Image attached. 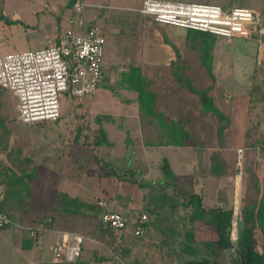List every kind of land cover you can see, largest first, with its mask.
<instances>
[{
  "label": "rangeland",
  "instance_id": "obj_1",
  "mask_svg": "<svg viewBox=\"0 0 264 264\" xmlns=\"http://www.w3.org/2000/svg\"><path fill=\"white\" fill-rule=\"evenodd\" d=\"M129 1L131 0H80V3H84V8L79 13L75 8L67 7V0H0V47L3 52L48 46L58 39L63 29L71 25L70 19L74 21L72 26L77 27L82 14L87 23L94 21L106 37L104 75L99 81L94 99L79 100L69 91H63L60 97L62 115L59 120L19 121L15 113L16 99L11 92L1 91L3 101L0 102V112L5 124L0 130L9 131V148L16 154V167L32 168L39 163L51 166L56 171L64 169L66 174L72 175L71 179L62 177L55 189H52L50 199H56L58 189L66 190L60 191L66 194L68 190L88 200L99 194L109 200V207L122 212L127 209L130 215L138 212L149 214V211L142 210L150 207L146 206L145 200L154 199L157 195L164 200V207L168 211H176L177 215L172 220L175 219L176 222L180 216H184L180 220L182 227L179 234L185 232L190 224V209L179 203L186 200L190 193L199 190L204 192L206 203L210 205V200L218 198L219 186L226 182L227 176L230 177L229 187L233 190L235 175H240L242 184L239 210L244 204L256 199L264 200V164H261L264 149L253 146L256 143L264 144V46L259 44L261 40L264 45V0H182L215 3L225 8L248 6L255 11V21L260 22L262 19L263 25L257 35L254 31L249 37L219 36L210 59L213 75L208 73V68L202 62L199 48L192 45V38H179H182L179 42L181 48L189 49L192 54L187 59H190L188 69L193 82L200 87L210 86V94L222 110L228 113L231 123L225 126L220 135V123L216 115L203 112L199 95L193 93L189 114L194 121L188 120L187 129L195 138L187 146L168 147L163 144L158 149L149 148L147 154L151 155L144 156L143 163L142 160L135 159L141 155L143 138L137 131V125L143 121L137 122L139 117L135 121H128L124 116L127 111L137 112L134 105L137 103V92L121 86V72L131 64H151L149 70L153 75V60H161V54L166 51L163 42L165 36L177 35L186 29L154 23L152 18L146 20V25V22H141L135 15L134 10L128 8L138 2ZM94 2L103 4L95 5ZM176 29H179L177 33ZM176 96L173 100L179 103ZM97 116L102 122L115 123H108L110 137L114 139L115 145H97L94 142L100 126ZM144 135L150 137L148 132ZM164 138V134L154 136L159 142ZM239 148L243 149L240 162L237 158ZM217 152L225 156L226 175L216 176L208 170L213 161V153ZM0 157L8 160L6 152L1 148ZM166 163L170 176L163 171ZM196 165L200 178H195L196 171H193L192 166ZM110 166L119 169L133 166L140 170L146 167L153 170L151 175L157 172L160 174L157 179L152 178L154 184L151 185L150 178L142 175L140 170L133 175L135 178L127 173V177L122 179L109 173ZM73 173L78 175V181H75ZM197 179L200 182H195ZM39 182L40 186L35 188L36 191L33 186V205L49 201L47 198L50 191L47 187H51L50 184H47L46 178H40ZM204 182L208 183L207 188ZM171 204L176 207L171 208ZM37 209L44 211L45 216L49 215V211L43 210V206ZM95 211H98L97 207ZM133 226L135 230V223L127 225L129 228ZM163 226L152 213L144 224L145 232L140 236L141 239L152 236L151 245L154 247L151 252L154 253L155 261L158 257L165 261L160 248L155 245L159 236H162V230L164 233L168 228ZM211 230V226L202 222L196 226L199 237H209ZM255 232L258 241L264 244L263 231L256 227ZM9 234L10 230L0 227V264H12L21 257V251L5 240L9 238ZM9 240L13 242V235ZM142 248L145 250L144 246ZM177 250H181L180 246ZM186 258V255L177 257L176 262L186 264Z\"/></svg>",
  "mask_w": 264,
  "mask_h": 264
},
{
  "label": "built area",
  "instance_id": "obj_2",
  "mask_svg": "<svg viewBox=\"0 0 264 264\" xmlns=\"http://www.w3.org/2000/svg\"><path fill=\"white\" fill-rule=\"evenodd\" d=\"M84 3L75 10L82 13ZM138 10L161 23L196 28L223 36H251L260 32V22L255 21L254 9L236 5L225 8L220 4L182 0H144ZM63 29L52 44L39 48L3 52L0 47V85L16 96V115L19 121L35 122L57 120L62 115L61 94L69 91L74 98H92L104 70V44L106 37L99 26L86 22L83 14L78 26ZM261 47L264 46L260 40ZM243 149H238V161ZM264 164V158L261 161ZM102 228L123 231L128 223L136 224L135 234L144 232L147 212L135 219L129 211L108 207V200L100 196L96 202ZM42 227L25 226L7 210H0V227L17 225L28 236L38 239L50 229V222ZM84 236L77 232H58L53 247L56 262L76 261L82 252ZM116 250L111 258L94 264H127Z\"/></svg>",
  "mask_w": 264,
  "mask_h": 264
},
{
  "label": "crops",
  "instance_id": "obj_3",
  "mask_svg": "<svg viewBox=\"0 0 264 264\" xmlns=\"http://www.w3.org/2000/svg\"><path fill=\"white\" fill-rule=\"evenodd\" d=\"M131 1L136 2V3L138 2V4H136L133 7H128V8H130L131 10H138V8L142 6V3L144 0H131ZM94 4L101 5L103 3L94 2ZM90 23L95 24L94 21H90ZM166 24L167 23H162L161 25H165V26L172 25V24H167V25ZM173 26H176V25H173ZM260 26L262 27L261 24ZM176 27H181V29L185 28L182 26H176ZM185 29L186 30H183V33L181 32V33H178L177 35L165 36L163 42H164V45L166 46V51L164 52V54H161L160 56L162 58L161 60L157 62L153 60L152 62V65L154 66L153 75L151 73V70H149V67L151 66V64H147V65L140 64V65L142 66V69L145 75L151 80L152 89L157 94L158 107L162 111L165 112L168 120L173 119V120L180 121L181 124L185 128H187L188 120H190V122L194 121V119H192L189 114V107H191V103L193 99L192 98L193 92H191L187 87L183 86L182 83L177 79V77L174 74V70L177 68V66H180L181 72L189 76L192 75V74L191 75L189 74L190 70L188 69V67L190 68V65L188 66L190 59H187L188 56L192 57L191 51L184 47L181 48L179 44V42L182 40V38L181 40L179 39L181 36H185V40H186L188 28H185ZM178 30L179 29L175 30L176 33L178 32ZM257 34L259 33L257 32ZM225 37H229V36H225ZM180 58H184V59H180ZM179 94L180 96H178ZM175 96H176V99L178 98L179 103L175 102L176 100L175 101L173 100ZM91 99H94V96ZM136 101L137 103L135 102L136 104L134 105H136L137 107V112L131 113L127 111V112H124V116L127 117V120L129 119L128 121H130V119L135 121L136 117H139L137 119V122L143 121L137 125V128H138L137 131L143 138V141L141 140L142 141L141 155L138 158H135L137 160L138 159L142 160V163H143L144 156L146 157V156L151 155V154L149 155L147 154L149 148L158 149L159 146L163 145V144H159V141L154 139V136L156 134L163 135L164 129L160 127L157 121L152 119L151 116L143 113L140 110L138 100ZM60 117L57 120H59ZM51 121H56V120H51ZM110 122H113V121H110ZM110 122H102L101 124L106 128L109 140L112 142L110 146H113L115 145L114 144L115 141L114 139L110 137V131H109L110 127L108 129V123ZM145 132H148L150 137H144ZM165 145H167L168 147L177 146L176 144H167V143ZM178 146H187V144L178 145ZM76 151L81 152L78 149H76ZM149 153H153V152L149 151ZM223 157L225 159V156ZM42 165L44 164L37 163L36 165L37 170H36L35 179L33 181V186H34V190L36 191L35 188L40 186L39 185L40 178H46L47 184H50L51 186V187H47V189L50 191L49 198H47V200L49 201H47L46 203L33 205L32 199L35 196H32L31 202H30L29 213H25L21 219L22 221L20 222L23 223L25 226H29V227H42L48 224L49 219H51L52 220L50 222L51 228L43 231L42 235L38 239L35 240V244L30 248L23 247V243L25 240L24 238L29 237L27 231H25L23 228L17 225L7 226L3 228V230L5 229L10 230V233L13 235V242L9 240V238L12 237L11 234H9L10 235L9 238H5V240L11 243L15 249L21 251V257L17 259L15 262H13L12 264H94L95 262L99 260H106L108 258H111L113 254H116L115 253L116 250H119L118 251L119 257L123 261H125L127 264H178V262H176V260H178L177 257L179 258V255L183 257L184 255H186V252L184 251H181L179 255L177 252V248L179 246L180 248L183 247L182 238L185 232L183 231L181 234H179V230L182 227L181 221L179 220L180 223L179 222L177 223V221L175 222V219L172 220V217L177 215L176 211H173V210L168 211L166 208L164 209L157 208L156 201H154L155 199L145 200V202H147L146 206H150V207L154 206L153 210L151 211L149 207H144L142 209L143 211H149L148 219H150V214L153 213L154 216H156V221H158L159 224L161 223V225H164L163 228L168 227L164 230V233L162 230L161 232L162 236H159L158 241L155 243L157 248H160L162 255H164L165 261H161L160 257H158L155 261L154 253L151 252V250H153V247H154V245L153 246L151 245V243L153 242L152 236L149 238L146 236L143 237L142 235L143 238L141 239L140 237L141 234L139 235L135 234L134 226L132 228L126 227L123 231H120V230L110 231L108 229L102 228L100 224V220H99L98 211L95 212L91 210L90 207H82L81 209L77 210L75 209V206L64 205L62 202H60V200H58L57 192L66 191V190L58 189V191L56 192V199L54 198L50 199L51 191L52 189H55L57 182L59 180H62L63 179L62 177H64L65 179H71L72 175L66 174L64 172V169H57L56 171L51 166H42ZM111 167L112 166H110L109 173L112 176H117L111 172ZM197 167L198 165L192 166L193 171L194 170L196 171ZM32 168H34V166ZM113 168H116V167H113ZM116 169L123 170L119 168H116ZM127 169L129 170L134 169L135 172L140 170L137 167H133V166L125 168L124 170H127ZM161 170H162V166H161ZM208 170L210 171V173H213L210 169ZM140 172L142 175L150 178L151 185L154 184V182L152 181V178L157 179L160 174L159 172H157V173H154V175H151L150 172H153V170L150 171V169L146 167H143L140 170ZM129 174H131V172ZM237 174L239 173H236V175ZM73 175H74L73 177L75 178V181H78V175H76L75 173H73ZM236 175H235V181H236ZM125 176L127 177V175ZM196 177L200 178L199 170L196 171L195 178ZM229 178L230 177L227 176L226 182L222 183L219 186L220 192H218V198H216V200H213L214 202L210 200L211 201L210 205H207L206 203L207 201L205 200L204 192L202 193L199 190H196L194 192H198L203 196L204 204L207 207L228 206L230 204H233V206L235 207V188L232 190V188L229 187V183H228ZM195 182H200V181L197 179V181ZM204 183L207 188L208 183L207 182H204ZM235 187H236V182H235ZM0 192H1V188H0ZM67 194L69 197H77L80 200H83L84 202L88 204H91V203L96 204L97 199L100 196H102L98 194V195H95L92 200H88L86 198L84 199V197H82L81 195L71 193L68 190H67ZM95 197H97L96 200H95ZM108 203H109V200H108ZM116 204L117 203H115V205ZM42 206H43V210L49 211L48 216H45L46 213L44 211H38L37 207H42ZM109 208L112 210H116L111 207ZM126 211H129V210L126 209ZM238 213H239V210H238ZM238 213L235 214V208H234L233 224H234V221L238 219ZM44 218L47 219V222H45ZM133 218L135 219L136 217H133ZM59 231L60 232H77L84 236V240L82 243L81 256L76 261L56 262L54 260L53 247L56 242L57 234ZM195 234H196L195 237L197 238L198 232H196V228H195ZM194 244L198 245L197 242L196 243L194 242ZM142 246L145 247V250H143ZM186 256H187L186 258L187 262L189 261L191 264H195L194 262L197 259H199L198 256L193 255V252H191L189 256L188 255ZM205 256H210V257H207L210 260L213 259L211 258L213 256H211L210 254L205 255ZM150 259H152L153 261H151ZM157 260H159V262H157ZM192 261L194 262L192 263Z\"/></svg>",
  "mask_w": 264,
  "mask_h": 264
},
{
  "label": "trees",
  "instance_id": "obj_4",
  "mask_svg": "<svg viewBox=\"0 0 264 264\" xmlns=\"http://www.w3.org/2000/svg\"><path fill=\"white\" fill-rule=\"evenodd\" d=\"M80 0H67L66 5L69 8H75ZM236 6V5H235ZM135 15L143 20L147 25V19L152 18L150 15L141 13L139 10H134ZM154 23H161L156 21L154 18ZM142 22V21H141ZM260 24L263 25L262 19ZM102 31V30H101ZM104 34V31H102ZM257 34V32H255ZM105 35V34H104ZM187 36L192 38V45L199 48L200 56L202 57V62L208 68V73L213 75L212 65L210 62L213 48L221 34H216L213 32L203 31L196 28H188ZM105 69V67H104ZM104 74V70H103ZM174 74L177 79L182 83L183 86L187 87L191 92L196 93L200 97L201 110L206 113H211L216 115L220 126L218 127V132L220 135L223 134L225 126L231 123V118L227 112L222 110V108L215 102L214 96L210 94V86L200 87L197 86L192 78L181 72L180 66L174 70ZM120 84L122 87L133 90L137 92V100L139 102L140 110L151 116L152 119L156 120L160 127L164 130L165 138L159 142V144H176V145H186L188 142L192 141L195 137L192 136L189 129L185 128L180 121L168 120L167 115L162 111L157 105V94L152 89L151 80L145 75L142 66L139 64H131L125 70L121 72ZM12 91L0 85V95L1 91ZM14 98H17L12 93ZM3 98L0 96V102ZM16 113V105H15ZM97 121L100 123L97 136L94 142L97 145H111L112 142L109 140L106 128L101 124V118ZM17 118V115H16ZM223 123H226L224 125ZM5 124L3 116L0 112V129ZM9 131L0 130V148L6 152L8 160L0 157V210H7L18 221H22V217L25 213H29L30 202L33 196V181L36 175V168H17L14 164L16 157L15 152L9 148ZM254 148L264 149V144H255ZM251 146V147H253ZM9 148V149H8ZM24 160V159H22ZM212 164L210 170L218 176L227 173V164L221 153H213ZM251 165V164H250ZM111 167V172L114 175L124 178L127 173L131 172V176L135 178V170H118ZM167 167V163L163 168L167 176H170V170ZM130 175V174H129ZM257 187V186H256ZM58 200L64 205L75 206V209H81L82 207H90L91 210L95 211L97 205L94 203L88 204L77 197H69L68 194L64 192H57ZM156 201V207L159 209H164L165 202L163 199L154 196ZM167 198V197H165ZM152 199V198H151ZM184 205L185 208L190 209L188 220L190 224L185 229L184 236L182 238L183 247L181 250H177L178 255L181 251L186 252V255L198 256L195 264H230L226 260L222 261L219 257L224 258V249L232 245V230H233V220H234V206L230 204L228 206H216L207 207L204 204L203 196L194 192L189 195L186 200L179 203ZM171 208L176 207L175 204H171ZM153 207H149L150 211ZM83 211V210H82ZM96 212V211H95ZM141 214V213H140ZM139 212L131 217H138ZM184 219V216H180L177 221ZM238 219H242L244 222V232L241 247L238 248L240 254V261L238 264H264V244L258 241L255 229L259 227L264 233V200H254L252 203L244 204L240 207L238 213ZM45 222L47 219L44 218ZM44 222V224H45ZM205 223L211 226V234L209 237H195V228L199 223ZM187 225V223L185 224ZM111 230V229H108ZM112 231V230H111ZM23 247L30 248L35 244V240L31 237L24 238ZM197 240V241H196ZM194 242L198 245H195ZM262 243V245H260ZM210 254L212 260L205 256ZM204 256V257H203ZM180 257V255H179ZM187 264H191L189 261Z\"/></svg>",
  "mask_w": 264,
  "mask_h": 264
},
{
  "label": "water",
  "instance_id": "obj_5",
  "mask_svg": "<svg viewBox=\"0 0 264 264\" xmlns=\"http://www.w3.org/2000/svg\"><path fill=\"white\" fill-rule=\"evenodd\" d=\"M240 197H241V178L240 175H236V187H235V214L238 213L239 204H240ZM244 232V222L242 219H238L237 223L234 221L233 224V244L240 246L242 243ZM236 236V237H234ZM262 245V243L260 244ZM226 261L230 264H238L240 261V254L236 251L233 246H229L224 249Z\"/></svg>",
  "mask_w": 264,
  "mask_h": 264
},
{
  "label": "flooded vegetation",
  "instance_id": "obj_6",
  "mask_svg": "<svg viewBox=\"0 0 264 264\" xmlns=\"http://www.w3.org/2000/svg\"><path fill=\"white\" fill-rule=\"evenodd\" d=\"M233 232V231H232ZM231 246H233V248L236 250V251H238V248H240V246H237V245H235V244H233V233H232V245ZM239 252V251H238ZM222 261H224V260H226V257H225V255H224V258L222 257V258H220Z\"/></svg>",
  "mask_w": 264,
  "mask_h": 264
}]
</instances>
